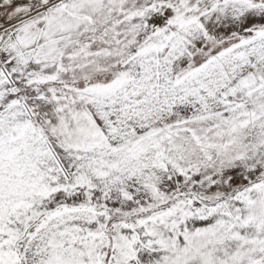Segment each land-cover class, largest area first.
<instances>
[{"label": "snow or ice", "instance_id": "obj_1", "mask_svg": "<svg viewBox=\"0 0 264 264\" xmlns=\"http://www.w3.org/2000/svg\"><path fill=\"white\" fill-rule=\"evenodd\" d=\"M0 264H264V0H0Z\"/></svg>", "mask_w": 264, "mask_h": 264}]
</instances>
